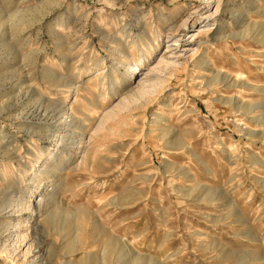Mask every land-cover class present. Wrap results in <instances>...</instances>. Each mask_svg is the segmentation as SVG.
<instances>
[{
	"label": "rangeland",
	"instance_id": "1",
	"mask_svg": "<svg viewBox=\"0 0 264 264\" xmlns=\"http://www.w3.org/2000/svg\"><path fill=\"white\" fill-rule=\"evenodd\" d=\"M0 264H264V0H0Z\"/></svg>",
	"mask_w": 264,
	"mask_h": 264
},
{
	"label": "bare ground",
	"instance_id": "2",
	"mask_svg": "<svg viewBox=\"0 0 264 264\" xmlns=\"http://www.w3.org/2000/svg\"><path fill=\"white\" fill-rule=\"evenodd\" d=\"M206 0H204V2H205ZM172 45V44H171ZM167 60H165V59H162L161 60V63H165L166 65H167V63L168 62H166ZM171 63V62H170ZM172 65L173 64H175V63H171ZM170 65V64H169ZM135 68L137 69L138 68V66L136 65L135 66ZM136 69H135V71L133 70V71H131L130 73H127L126 74V77H133L134 75H135V73H136ZM131 70V69H130ZM145 82V81H144ZM142 84V83H141ZM143 85H145V84H142V87H143ZM153 90H148V89H144V88H141V89H139V91H138V93L135 95V97L134 98H143V97H145V96H147L149 93H151ZM133 99V98H132ZM59 128H61L60 126H59ZM56 134V136L58 135H60V133L59 132H56L55 133ZM55 136V137H56ZM63 138H64V136H63ZM59 140H60V138H59ZM62 143V142H61ZM35 193H36V191H35ZM37 206L39 207L40 206V203H37ZM41 206H42V203H41ZM6 228V227H5ZM7 229V228H6ZM5 229V230H6ZM6 260H5V263H9L10 262V258L9 257H7L6 256V258H5ZM45 263V262H44Z\"/></svg>",
	"mask_w": 264,
	"mask_h": 264
}]
</instances>
